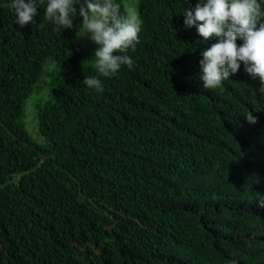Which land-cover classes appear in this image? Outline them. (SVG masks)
Instances as JSON below:
<instances>
[{"label":"trees","instance_id":"trees-1","mask_svg":"<svg viewBox=\"0 0 264 264\" xmlns=\"http://www.w3.org/2000/svg\"><path fill=\"white\" fill-rule=\"evenodd\" d=\"M9 4L0 0V264H264L254 200L264 93L242 69L200 86L203 46L184 30V0H138L133 64L101 76L102 92L82 83L98 73L76 42L79 18L59 33L41 6L20 29ZM43 89L39 144L24 116Z\"/></svg>","mask_w":264,"mask_h":264},{"label":"clouds","instance_id":"clouds-1","mask_svg":"<svg viewBox=\"0 0 264 264\" xmlns=\"http://www.w3.org/2000/svg\"><path fill=\"white\" fill-rule=\"evenodd\" d=\"M184 4L179 14L184 30L194 28L199 37L195 43L203 46L196 72L200 86L220 88L242 69L264 93V0H196L194 6L184 0ZM41 6L43 20L59 33L72 30L74 18H79V38L96 46L90 59L98 75L84 76L87 89L102 92L101 76L133 64L127 52L138 42L143 23L136 4L122 8L119 0H10L14 24L20 29L34 25ZM243 117L248 125L257 123L252 112ZM254 200L258 210L264 209V195L254 193Z\"/></svg>","mask_w":264,"mask_h":264},{"label":"rangeland","instance_id":"rangeland-1","mask_svg":"<svg viewBox=\"0 0 264 264\" xmlns=\"http://www.w3.org/2000/svg\"><path fill=\"white\" fill-rule=\"evenodd\" d=\"M121 2L123 6L127 5L128 3H134L137 5L138 0H121ZM75 38L76 42L80 45L83 53L87 56H92V53L96 46L89 42L86 38H79V29L75 34ZM43 91L44 89L38 92V97L36 95H31V97L26 101L24 116V125L26 130L28 131L32 139L39 144H42L43 140L37 133V121L34 119L33 104L38 98H45V93Z\"/></svg>","mask_w":264,"mask_h":264}]
</instances>
